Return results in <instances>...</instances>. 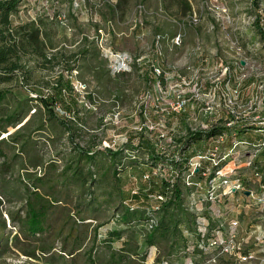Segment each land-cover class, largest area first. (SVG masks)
<instances>
[{"label": "rangeland", "instance_id": "rangeland-1", "mask_svg": "<svg viewBox=\"0 0 264 264\" xmlns=\"http://www.w3.org/2000/svg\"><path fill=\"white\" fill-rule=\"evenodd\" d=\"M126 1L131 7L130 15L133 19H130L131 25L126 28L124 25L118 28L113 26L108 18L111 13L107 9V1L76 0L78 5L81 3L86 6L90 3L92 10L90 15L88 12L83 13V19L80 18L79 11L74 14L69 9V13L74 18L79 17V22L74 20L75 24L67 27L65 26L67 18L61 15L62 13L69 15L67 12L65 14V9L68 7L66 0H33L30 4L25 1V5L21 6L20 18L24 20L23 23L30 20L29 15H32L34 19L38 16L55 17L61 22L56 27L49 26L50 34L52 42H63L61 49L66 55L80 49H88L77 62L70 63L72 68L77 67V73L73 74L71 81L74 83L79 81L86 85V91L78 96L79 105H81L78 117H81L82 122L77 125L80 130L76 132V141L81 145L97 144L102 139L110 138L112 134L118 135L124 132L127 128L125 125L138 124L140 119L134 116L125 117L124 123L119 127H102V117L109 113L116 103L127 114L133 109L134 101L148 86L145 76L148 72L147 65H142L141 72L137 66L126 72L112 73L110 71L108 61L96 43L99 28L104 33L105 47L135 57L143 56V61L157 59L163 67H175L181 75H189L190 69H198L199 73L206 72L204 69H207L215 73L220 61L232 66H235V62L240 63L243 66L242 72L247 78L243 81L239 102L244 104L248 100L252 89L250 77L254 70L264 65V44L259 40L258 31L249 24V16L260 0L256 3L252 0ZM222 6L228 8V17H222L219 12ZM65 27L66 30H64ZM119 30L124 33L120 37L116 34ZM158 34L162 39L157 45L159 50L156 49V51L154 37ZM176 35H179L180 39L178 44H174L171 40ZM80 36L81 40L76 43ZM84 37L87 41H84ZM63 67V64H59L53 68L34 69L27 83L30 90L23 87L16 79L1 86L13 89L20 96H26L31 92L37 95L45 94L44 89L53 83ZM87 94L94 99L95 110L83 108L80 102L81 96L89 102ZM217 98L218 95L213 103L220 102ZM107 99H113L116 103L115 101L104 103ZM203 99L202 97L198 100L199 102L195 101L191 106L185 107L173 115L174 118L161 122L153 120L154 123L156 122L155 125L167 135V138L161 141L159 148V151L163 150L161 155L164 158H174L173 147L178 144L187 128L199 127L200 124L206 123L202 110L205 107ZM152 141L156 139L153 138ZM196 144L197 142L192 143L193 146ZM46 148H43L44 156L49 155V150L47 151L48 148ZM59 149H61L59 144L55 148L51 147L53 153ZM231 156L232 158L235 156V165L237 169H242V175L248 176L253 168L248 164L250 158L241 150L238 154ZM233 170L232 163H229L220 173L231 176L234 175L231 173ZM207 176L208 174L204 178ZM125 177L128 178V176ZM184 179L185 185L191 187L189 192H185L181 205L187 213L186 222L181 223L180 226L183 236L188 239L187 247L179 251V255L167 257L152 246L146 250V264H264V194L260 189L261 179L251 182L247 188L242 183L239 188L232 187V189L229 185L235 178H229V183L222 184L217 179L216 182L210 183L214 184L211 189L215 191L209 194L210 197L194 192L196 184L193 182L197 181L196 177ZM0 199H2L0 225L3 220L6 225L5 230L0 227V236L8 240L5 250L0 245V264H87L86 258L91 254L95 252L108 254L110 251L120 249L126 240L125 237L120 240H111V247H107L109 246L106 241L107 233L123 228L120 213L116 212L115 207L97 212L98 214L92 219L87 214L83 216V213H77L74 204H69L64 205L65 208L60 206L61 208L56 211V234L45 244L50 248L47 252H41L36 244L15 247L12 238L17 231L11 225L8 214L15 213L21 202L12 197L0 196ZM67 217L65 225L64 221ZM216 224H220L224 231L216 232L215 240L223 241L227 251L220 252L218 248L210 258L201 263L196 262L199 257L194 258L188 254L191 249L203 247V242H200L196 233L203 227ZM136 231H138L135 236L137 250L143 253L145 250L143 236L138 228ZM64 246L68 249H76L72 255H66L61 251ZM185 252L187 254H184Z\"/></svg>", "mask_w": 264, "mask_h": 264}, {"label": "trees", "instance_id": "trees-1", "mask_svg": "<svg viewBox=\"0 0 264 264\" xmlns=\"http://www.w3.org/2000/svg\"><path fill=\"white\" fill-rule=\"evenodd\" d=\"M25 1L0 0V196L21 202L15 213L8 214L17 231L12 238L14 246L36 244L41 252H47L50 248L45 244L56 234L57 209L74 204L77 213L87 214L92 219L97 212L115 207L123 228L107 233V247H111V240L126 238L118 250L91 254L86 258L87 264H146V250L152 246L164 256L179 255L188 244L180 226L187 216L181 207L183 196L191 188L184 182L190 175L191 147L205 149L209 137L230 130L235 137L229 138L226 146L232 147L234 141L252 145L264 138V127L237 123L232 128L220 125L205 130L187 128L177 144V156L170 159L156 152V141H152L156 135L154 131L151 137L141 134L136 144L131 138L116 151L98 148L96 143L81 145L75 137L80 130L77 125L82 122L78 117L81 105L69 74L77 68H72L70 63L77 62L88 49L66 55L61 45L52 42L49 26L59 24L55 17L38 16L15 24L13 16ZM84 41H87L85 37ZM59 64L64 67L44 89L48 91L47 95L29 91L32 95L20 96L13 89L1 86L16 79L30 90L27 83L34 69L53 68ZM146 79L149 82V78ZM87 99L94 102L89 94ZM193 142L197 144L193 146ZM58 144L61 149L54 151L55 158L46 159L43 148H55ZM214 161L212 164L211 156L201 161L193 175L200 181L194 192L210 197L214 191L211 189L214 184L210 183L216 182L226 163H232L234 175L220 177V184L223 180L237 178L247 188L260 178L264 187V149L250 161L253 168L248 176L242 175V169H237L232 156L223 158L219 153ZM145 174L147 177L143 178ZM151 220V227H145ZM139 225L143 227H137ZM0 227L6 229L4 220ZM137 228L144 240L143 253L137 250ZM218 231H224L220 224L203 227L196 233L203 247L188 252L194 258L199 257L196 262H203L220 249L219 240H215ZM7 244V238L0 236L4 250ZM75 249L64 246L61 251L72 255Z\"/></svg>", "mask_w": 264, "mask_h": 264}, {"label": "built area", "instance_id": "built-area-1", "mask_svg": "<svg viewBox=\"0 0 264 264\" xmlns=\"http://www.w3.org/2000/svg\"><path fill=\"white\" fill-rule=\"evenodd\" d=\"M252 1L256 3L258 0ZM219 12L222 14V17L229 16V11L226 6L220 7ZM193 20L195 21V19ZM249 24L258 31L259 40L264 44V0L256 3L253 13L249 16ZM97 32V46L107 59L108 67L112 73L130 71L134 66H137L139 72H141L142 65H147L148 72L145 73V76L149 78L148 86L143 90L141 96L134 101L133 109L127 113L129 115L125 114V111L115 101L116 104L112 106L111 111L102 117V127H119L124 123L125 117L131 118L134 116L139 117L138 124L132 126L125 125L127 128L125 127L124 132L118 135L112 134L110 138L102 139L96 144L98 148L116 151L123 145L129 143L131 138L133 139L131 142L136 144L141 134L144 137H151V132L154 131L156 133L155 137H153L156 139V142L154 141L155 150L161 154L163 151H159L161 141L166 139L167 135L166 132L155 125L156 122L154 123L153 120L161 122L171 117L174 118L173 115L179 113L185 107L191 106L195 101L196 103L199 102L198 100L202 97L205 103V107L202 110L204 111L203 114L206 123L200 124L199 127L189 128L190 130H205L214 125L232 128L237 123H249L262 128L264 127V65L258 70L253 69L254 71L250 77L252 78L250 83L252 87L251 94L248 100L242 104L239 102L240 90L243 81L247 77L242 72L243 66L240 63L235 62V66H232L225 65L220 61L215 73L212 70L207 71V69H204L206 72L203 71V73H199L198 69H190L189 75H181L175 67H163L157 59L143 61V56L135 57L128 53L105 47L104 33H102L100 28L97 29ZM161 39L162 37L159 34L154 37L155 50H159L157 45ZM171 40L174 44H178L180 40L179 35H176ZM76 73L77 70L72 69L69 74L70 78ZM71 83L78 95L86 91L85 84L79 81L75 83L71 81ZM47 94L48 91L45 90V95ZM217 95V99L220 102L215 104L213 100L216 99ZM81 97L80 102L84 109H96L95 103L87 102L83 96ZM57 110L63 114L58 107ZM233 137H235V134L230 130L228 133H218L209 137L205 149L191 147L190 152L192 154L188 161L190 175L185 178L187 180L193 178L194 173L200 167L201 161L206 159L207 156L212 157L213 164L215 163V156L219 153H222L223 158H228L231 155L238 154L241 150L250 158L248 161V164H250V161L257 153L264 149V138L258 139L252 145L247 144L245 141H234L232 147L226 146L229 138ZM173 148V156L175 158L178 154L177 145L175 144ZM228 164L226 163L223 169H220V172H223ZM220 172L218 179L225 175ZM145 177H147V174L143 175V178ZM222 182L229 183V181L226 182L225 180ZM233 182L229 185L231 189L232 187L239 188L242 184L237 178ZM193 184L199 186V179L197 178V181L193 182ZM260 188H262V193L264 194V187L261 183ZM152 223L153 221L151 220L145 224V227L150 228ZM219 243L221 245L220 252L227 251L224 242L219 240Z\"/></svg>", "mask_w": 264, "mask_h": 264}, {"label": "crops", "instance_id": "crops-1", "mask_svg": "<svg viewBox=\"0 0 264 264\" xmlns=\"http://www.w3.org/2000/svg\"><path fill=\"white\" fill-rule=\"evenodd\" d=\"M31 1H33V0H26V2H27V4H30L31 3ZM67 1V0H66ZM76 0H68L67 2H68V7L65 9V14H66V12L69 14V15H64V13H62L61 15L63 16V17H65L66 16V18L67 19H65V22H66V27L67 26H70V24L73 26L75 23H74V20L77 22H79V17L78 16H76V18H74L73 17V15H71L70 13H69V9L71 10V13L72 12H74V14H75V12L76 11H79L78 13H80L81 14V17L80 18H83L84 17V15H83V13H86V12H88V14L90 15V11L92 10L91 8H90V3H88L86 6L84 5V4H81V3H79V5H78V3H76L75 2ZM105 1H107L108 2V7H107V9H108V11H110V13H111V15H110V17H108V18H110V20L112 21V24H113V26L114 27H116V28H118V26H120L121 25V27H123V25H124V27L126 28V27H129L130 25H131V20H133L132 19V16L130 15L131 14V7H130V5L128 4V2L126 1V0H102V2H105ZM25 4L23 3L21 6H24ZM31 9H29V11H30ZM28 11V12H29ZM20 12H21V7H20V10H19V12L16 14V15H14L13 16V20H14V23L15 24H21V23H23L24 22V20L23 19H21L20 18ZM100 13L102 12L101 10L99 11ZM103 14H105V13H103ZM30 16V20H28V21H31V20H34V17L32 16V15H29ZM86 16V15H85ZM49 18H52V17H50V16H48ZM57 17H59V14H57ZM84 19V18H83ZM91 19V18H90ZM131 19V20H130ZM59 20V19H58ZM91 20H93V19H91ZM27 21V22H28ZM59 23H61L60 21H58ZM141 22V21H140ZM77 24V23H76ZM77 26V25H76ZM60 27V26H59ZM66 27H65V29L64 30H66ZM117 34V36H121L122 34H124L123 33V31H118V33H116ZM141 35H142V33H140ZM81 40V36H80V38L76 41V43H78L79 41ZM63 44V42H59L58 43V45L60 46V45H62ZM65 45V44H64ZM159 63H160V61H159ZM114 97V96H113ZM110 101H115V100H109V99H107V101H104V103H107V102H110ZM103 102V101H102ZM80 120H81V117H80ZM96 142V141H95ZM47 149V148H46ZM63 150H66L65 148H62ZM49 150V155H46V156H44L46 159L47 158H55L54 157V154L55 153H53L52 151H51V148H48L47 149V151ZM51 151V152H50Z\"/></svg>", "mask_w": 264, "mask_h": 264}]
</instances>
